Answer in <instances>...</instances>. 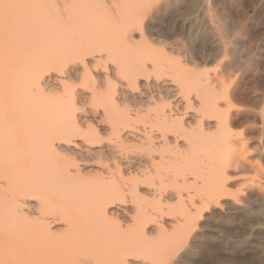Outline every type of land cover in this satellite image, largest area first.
Wrapping results in <instances>:
<instances>
[{"label": "rangeland", "instance_id": "1", "mask_svg": "<svg viewBox=\"0 0 264 264\" xmlns=\"http://www.w3.org/2000/svg\"><path fill=\"white\" fill-rule=\"evenodd\" d=\"M177 1L0 0V264H264V0Z\"/></svg>", "mask_w": 264, "mask_h": 264}, {"label": "bare ground", "instance_id": "2", "mask_svg": "<svg viewBox=\"0 0 264 264\" xmlns=\"http://www.w3.org/2000/svg\"><path fill=\"white\" fill-rule=\"evenodd\" d=\"M178 2L179 1H177V0H166V2H165V4H164V6H166V8H171L172 6L174 7L175 5H177L178 4ZM164 6H163V8H164ZM139 10V9H138ZM117 12V11H116ZM136 17V16H135ZM139 19V18H138ZM137 21V20H136ZM138 25V24H137ZM129 38V37H128ZM173 90V89H172ZM176 91V90H175ZM227 92V91H226ZM228 93V92H227ZM216 100V99H215ZM208 103V102H207ZM15 116V115H14ZM207 121V120H206ZM231 123V122H230ZM208 126H209V124H208ZM22 128V127H21ZM26 128V127H25ZM235 132V131H234ZM237 133V132H236ZM204 134V133H203ZM57 135V134H56ZM231 135H233V131L231 132ZM230 135V136H231ZM212 136V135H211ZM236 138V135H235V137H233V139L234 140H236L235 139ZM211 139V138H210ZM232 139V140H233ZM165 142V141H164ZM234 142H236V141H234ZM241 143H243L244 142V140H243V142L242 141H240ZM239 142V143H240ZM240 143V144H241ZM239 144V145H240ZM193 145V144H192ZM240 147H241V145H240ZM240 147H239V149H240ZM231 149V148H230ZM241 149L243 150V149H245V148H243V146L241 147ZM240 149V151H242ZM246 150V149H245ZM248 150V149H247ZM239 151V152H240ZM238 152V153H239ZM244 152V150L242 151V152H240V153H243ZM240 153H239V157L240 158H242L241 156H243L245 153H247V151L246 152H244L242 155H240ZM238 155V154H237ZM210 156H212V155H210ZM206 157V156H205ZM182 158V157H181ZM213 158V157H212ZM237 158H238V156H237ZM240 158H238V160H241ZM202 159V158H201ZM243 160V159H242ZM257 164V163H256ZM248 166H252V165H248ZM143 167V166H142ZM146 168V167H145ZM207 169V168H206ZM259 170H260V168H259ZM262 170V169H261ZM213 172V171H212ZM262 172H264V171H262ZM143 176V175H142ZM145 177V176H144ZM256 178V177H255ZM259 179V178H258ZM226 180V179H225ZM124 181V180H123ZM178 181V180H177ZM176 181V182H177ZM189 181V180H188ZM175 182V181H174ZM125 184V183H124ZM189 186V185H188ZM186 187V186H185ZM191 187V186H190ZM203 187V186H202ZM192 189H194L193 187H192ZM260 189V188H259ZM154 190V189H153ZM189 190H191V189H189ZM197 190H199L200 191V189H198L197 188ZM203 190V189H202ZM148 191V190H147ZM154 192V191H153ZM233 194H234V192H233ZM236 194V193H235ZM176 195V194H175ZM235 198H227V190H226V188L224 187V186H222V185H218V180L215 182V184H213V187L211 188V190H207V193L205 194V195H203L201 198H200V201L198 202V204H199V206L196 208V210H197V212H203L206 208L207 209H213V212L211 213V214H209L207 217H206V222H209V221H211L212 219H218L221 215H219L218 214V212L216 211L218 208H219V205L221 204V203H223L227 208H228V210H230V211H232L233 212V214H234V216L236 217V216H243V215H245V214H247V213H250V212H253L254 210H253V208H252V197H250V199H245V197L242 199V202H243V204L244 205H241L240 204V201H241V198L239 197V196H234ZM183 198V197H182ZM177 199V198H176ZM197 199V198H196ZM256 202H264V201H262V199H257V201ZM255 205V204H254ZM259 206V205H258ZM189 207H191L190 205H189ZM194 211V210H193ZM191 213V212H190ZM223 214V213H222ZM195 215V214H194ZM194 215H192V216H194ZM197 215H199V214H197ZM193 218H197V217H193ZM225 218V217H224ZM149 219V218H148ZM230 219V218H229ZM237 219V218H236ZM240 219V218H239ZM227 220V219H226ZM185 221V220H184ZM192 222V221H191ZM205 222V224H204V228H206V226L208 225L207 223ZM212 223V222H211ZM215 223V222H214ZM187 225V224H186ZM188 226V225H187ZM216 226V225H215ZM217 227V226H216ZM238 227V226H237ZM188 228H189V226H188ZM209 228V227H208ZM243 231V230H242ZM122 251V250H121ZM121 257H122V254L120 255ZM121 263V262H120ZM119 263V264H120Z\"/></svg>", "mask_w": 264, "mask_h": 264}]
</instances>
